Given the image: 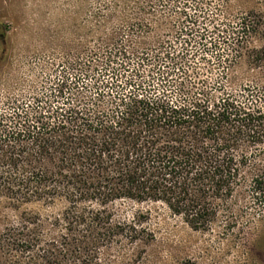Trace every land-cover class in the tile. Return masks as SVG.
<instances>
[{
    "label": "trees",
    "instance_id": "trees-1",
    "mask_svg": "<svg viewBox=\"0 0 264 264\" xmlns=\"http://www.w3.org/2000/svg\"><path fill=\"white\" fill-rule=\"evenodd\" d=\"M210 2L116 0L119 37L98 77H61L47 96L0 115V198L17 208L60 203L55 260L110 242V215L92 206L121 199L160 202L207 229L214 201L227 199L249 163L246 149L264 146V11L237 13L220 29L219 15L186 10ZM220 45L227 67L210 83L189 58L209 64L205 54ZM241 62L257 77L227 88L226 71ZM250 189L264 204V174ZM25 229L3 234L12 251L30 246L17 237Z\"/></svg>",
    "mask_w": 264,
    "mask_h": 264
},
{
    "label": "rangeland",
    "instance_id": "rangeland-1",
    "mask_svg": "<svg viewBox=\"0 0 264 264\" xmlns=\"http://www.w3.org/2000/svg\"><path fill=\"white\" fill-rule=\"evenodd\" d=\"M115 1L0 0L4 33L0 42V115L30 105L34 97L47 96L61 77H98L107 49L119 37L113 19L119 12L112 5ZM217 5L220 10H215ZM165 8V25L169 26L175 19L169 16L170 5ZM254 8L264 11V0H211L203 11L194 3L186 6L191 14L219 15L220 29L233 15ZM205 55L209 64L200 60L198 53L196 58H189V64L199 76L215 83L222 77V68L227 67V47L220 45ZM226 73L223 83L235 90L257 77L249 76L242 62ZM190 78L189 87L194 81L193 76ZM246 153L249 163L227 199L214 201L218 212L207 229H191L160 202L121 199L105 207L93 205L110 215V242L100 244L95 252L90 247L76 257L62 255L59 261L54 249L60 231L53 220L62 213L60 203L17 208L2 197L0 264H264V204L253 198L250 189L251 178L264 174V146L246 149ZM23 226L26 229L17 237L25 238L30 246L12 251L3 234Z\"/></svg>",
    "mask_w": 264,
    "mask_h": 264
},
{
    "label": "flooded vegetation",
    "instance_id": "flooded-vegetation-1",
    "mask_svg": "<svg viewBox=\"0 0 264 264\" xmlns=\"http://www.w3.org/2000/svg\"><path fill=\"white\" fill-rule=\"evenodd\" d=\"M3 38H4L3 28L0 25V42L3 40Z\"/></svg>",
    "mask_w": 264,
    "mask_h": 264
}]
</instances>
